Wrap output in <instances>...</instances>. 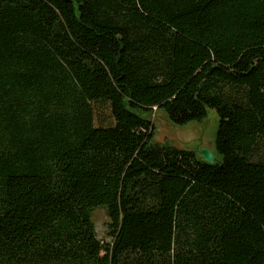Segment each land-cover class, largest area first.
Instances as JSON below:
<instances>
[{
    "label": "trees",
    "instance_id": "trees-1",
    "mask_svg": "<svg viewBox=\"0 0 264 264\" xmlns=\"http://www.w3.org/2000/svg\"><path fill=\"white\" fill-rule=\"evenodd\" d=\"M263 142L264 0H0V264H264Z\"/></svg>",
    "mask_w": 264,
    "mask_h": 264
},
{
    "label": "rangeland",
    "instance_id": "rangeland-1",
    "mask_svg": "<svg viewBox=\"0 0 264 264\" xmlns=\"http://www.w3.org/2000/svg\"><path fill=\"white\" fill-rule=\"evenodd\" d=\"M207 116L202 121H194L185 126L174 125L164 111L154 110L147 119L154 127V137L151 145L171 147L181 151H193L200 156L201 150H209L215 154V136L218 130L219 118L213 109L207 110ZM114 125L108 104L97 105L96 126L109 127ZM255 160L264 161V142ZM219 161V160H217ZM92 221L98 239L104 243H111L109 224L110 218L106 209L96 208L92 212Z\"/></svg>",
    "mask_w": 264,
    "mask_h": 264
},
{
    "label": "water",
    "instance_id": "water-1",
    "mask_svg": "<svg viewBox=\"0 0 264 264\" xmlns=\"http://www.w3.org/2000/svg\"><path fill=\"white\" fill-rule=\"evenodd\" d=\"M200 156L209 165H215L217 163L216 156L209 150H201Z\"/></svg>",
    "mask_w": 264,
    "mask_h": 264
}]
</instances>
